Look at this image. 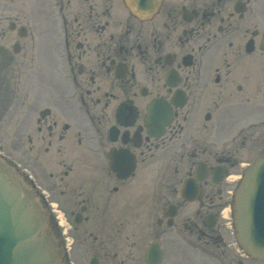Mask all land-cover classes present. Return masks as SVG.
Segmentation results:
<instances>
[{"label":"flooded vegetation","instance_id":"1","mask_svg":"<svg viewBox=\"0 0 264 264\" xmlns=\"http://www.w3.org/2000/svg\"><path fill=\"white\" fill-rule=\"evenodd\" d=\"M0 155L64 264H264L231 214L264 157V0H0Z\"/></svg>","mask_w":264,"mask_h":264},{"label":"water","instance_id":"2","mask_svg":"<svg viewBox=\"0 0 264 264\" xmlns=\"http://www.w3.org/2000/svg\"><path fill=\"white\" fill-rule=\"evenodd\" d=\"M137 9L157 0H131ZM236 238L248 255L264 260V158L246 171L235 196ZM34 192L0 159V264H62V250Z\"/></svg>","mask_w":264,"mask_h":264},{"label":"rangeland","instance_id":"3","mask_svg":"<svg viewBox=\"0 0 264 264\" xmlns=\"http://www.w3.org/2000/svg\"><path fill=\"white\" fill-rule=\"evenodd\" d=\"M29 4L30 2L34 3L36 0H26Z\"/></svg>","mask_w":264,"mask_h":264}]
</instances>
